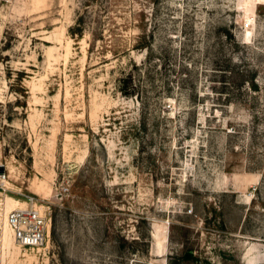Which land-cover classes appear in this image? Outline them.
<instances>
[{"label": "rangeland", "instance_id": "374dc122", "mask_svg": "<svg viewBox=\"0 0 264 264\" xmlns=\"http://www.w3.org/2000/svg\"><path fill=\"white\" fill-rule=\"evenodd\" d=\"M81 1L0 0V264H264V0H120L92 52ZM142 31L145 108L119 90ZM26 196L41 249L5 243Z\"/></svg>", "mask_w": 264, "mask_h": 264}, {"label": "trees", "instance_id": "16d2710c", "mask_svg": "<svg viewBox=\"0 0 264 264\" xmlns=\"http://www.w3.org/2000/svg\"><path fill=\"white\" fill-rule=\"evenodd\" d=\"M119 2L120 0H82L81 9L76 14L75 24L69 29L70 36L75 41H81L87 33H90V52L96 48L98 40L103 41L105 39V30L107 28L112 33V37L116 38L117 34L111 27L115 25L113 14H117L120 11ZM142 33L132 48L133 50L146 53V60L140 66L136 63L132 64L130 71L125 73L119 80V90L123 96L135 98L145 108L150 93L143 87L141 81L145 79V76L151 81L152 69H157L160 65L159 63H162L166 56L163 52L159 53L156 51L152 35H146L145 31H142ZM227 38L232 39V35L228 33ZM129 51L130 49L112 46L111 48L103 47V50L99 52L102 54L110 52L112 57L118 59ZM187 258L190 260L195 259L192 253H189Z\"/></svg>", "mask_w": 264, "mask_h": 264}, {"label": "built area", "instance_id": "2783aa9c", "mask_svg": "<svg viewBox=\"0 0 264 264\" xmlns=\"http://www.w3.org/2000/svg\"><path fill=\"white\" fill-rule=\"evenodd\" d=\"M2 145L0 143V150ZM2 170V171H1ZM7 176V169L0 165V181ZM24 206L9 212L7 222L18 245L25 249H41L49 237V217L44 207L33 196H26Z\"/></svg>", "mask_w": 264, "mask_h": 264}, {"label": "bare ground", "instance_id": "6f19581e", "mask_svg": "<svg viewBox=\"0 0 264 264\" xmlns=\"http://www.w3.org/2000/svg\"><path fill=\"white\" fill-rule=\"evenodd\" d=\"M24 204H21L19 203L18 201L16 202V204L11 208L9 209L7 212L9 213L10 211L14 210V209H17L18 207H23ZM11 229V228H10ZM8 234H9V226L8 224L6 223L5 224V243L8 242Z\"/></svg>", "mask_w": 264, "mask_h": 264}, {"label": "water", "instance_id": "95a60500", "mask_svg": "<svg viewBox=\"0 0 264 264\" xmlns=\"http://www.w3.org/2000/svg\"><path fill=\"white\" fill-rule=\"evenodd\" d=\"M2 171V170H1Z\"/></svg>", "mask_w": 264, "mask_h": 264}]
</instances>
